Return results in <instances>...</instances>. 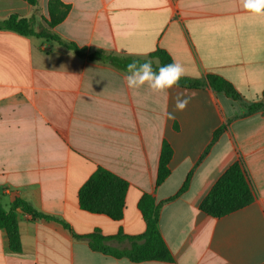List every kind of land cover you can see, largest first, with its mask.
Listing matches in <instances>:
<instances>
[{"label": "crops", "instance_id": "1", "mask_svg": "<svg viewBox=\"0 0 264 264\" xmlns=\"http://www.w3.org/2000/svg\"><path fill=\"white\" fill-rule=\"evenodd\" d=\"M48 2L0 0V23L16 16L41 32ZM62 2L71 9L53 31L86 48V56L0 28V200L9 210L20 198L71 231L18 211L21 251L10 250L0 229V264H264V112L247 115L249 105L264 101V17L247 13L240 0ZM159 50L184 65L185 78L220 76L241 100L209 86L129 89L125 66L151 60L157 68L152 55ZM96 51L118 58L119 66L91 60ZM178 92L191 97L184 111L174 108ZM164 143L173 152L171 174L157 186ZM239 158L252 202L220 218L205 214L202 201ZM98 168L129 184L120 221L80 207L79 191ZM190 174L187 190L170 200ZM144 194L162 204L159 229L174 262L118 259L74 237L143 235ZM110 245L131 247L127 240Z\"/></svg>", "mask_w": 264, "mask_h": 264}, {"label": "trees", "instance_id": "2", "mask_svg": "<svg viewBox=\"0 0 264 264\" xmlns=\"http://www.w3.org/2000/svg\"><path fill=\"white\" fill-rule=\"evenodd\" d=\"M24 1L33 7L37 6L39 2V0ZM70 9L71 7L64 4L62 0H49V20H46V27L41 32H36L34 30L31 20L18 19L16 16H11L7 20L1 22L0 28L15 31L26 36L32 35L40 38H47L83 57L87 54L88 50L86 48H82L74 42L63 39L53 31L55 27L66 19ZM152 56L160 60V66L173 62L171 56L163 50H159ZM89 58L91 60H104L116 66H119L120 62L118 58L108 56L102 51L93 52L89 55ZM159 67L153 68L158 70ZM179 86L193 89L209 86L214 91L223 93L228 98L236 101L241 100V96L236 91L235 87L224 78L216 75H210L207 82L190 80L183 77ZM247 109V115L264 112V101L262 103L249 105ZM226 127L227 124L214 133V141L217 140ZM172 154L173 152L171 147L167 143H164L156 180L157 186L164 183L171 174L169 164L172 159ZM191 174L188 176L179 193L170 200L175 199L187 190L191 180ZM128 188L129 184L126 180L104 168H98L79 191L80 207L86 212L106 215L114 221H120L124 216ZM253 198L254 193L244 162L242 158H239L216 182L210 193L202 201L200 209L202 212L211 217L220 218L247 206L252 202ZM161 207L162 204L157 203L156 199L152 195L144 194L142 196L139 201L138 208L146 222V231L140 236H128L123 234L122 231L114 236H105L99 231L87 236L73 235L75 238L87 240L92 250L114 258H127L130 261L137 263L144 261H162L172 263L174 262V257L164 241L159 229ZM18 211H22L36 220L41 219L60 223L64 226V228L71 231L68 224L53 216L39 213L30 204L20 198L14 200L9 210H6L3 207L0 200V229H4L6 231L9 239L10 250L14 253H19L21 251ZM124 240L131 243L130 248L119 249L110 245V242L112 241L121 242Z\"/></svg>", "mask_w": 264, "mask_h": 264}, {"label": "clouds", "instance_id": "3", "mask_svg": "<svg viewBox=\"0 0 264 264\" xmlns=\"http://www.w3.org/2000/svg\"><path fill=\"white\" fill-rule=\"evenodd\" d=\"M243 9L256 17H264V0H240ZM125 82L129 89H140L147 86L154 93H164L178 88L181 79L186 75V69L180 62L164 64L154 69L151 60L141 63L132 60L125 66ZM175 111H184L191 101V97L183 92L175 96ZM168 119H175V112L166 114Z\"/></svg>", "mask_w": 264, "mask_h": 264}]
</instances>
